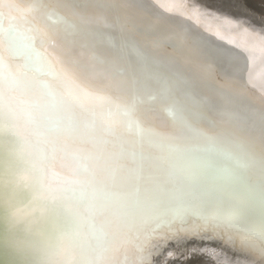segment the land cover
I'll return each mask as SVG.
<instances>
[{
	"label": "bare ground",
	"instance_id": "6f19581e",
	"mask_svg": "<svg viewBox=\"0 0 264 264\" xmlns=\"http://www.w3.org/2000/svg\"><path fill=\"white\" fill-rule=\"evenodd\" d=\"M3 11L17 31L15 52L0 38V264H264L243 225L190 214L130 229L115 206L166 180L177 152L238 161L259 181L264 0H3Z\"/></svg>",
	"mask_w": 264,
	"mask_h": 264
},
{
	"label": "snow or ice",
	"instance_id": "6c2138e0",
	"mask_svg": "<svg viewBox=\"0 0 264 264\" xmlns=\"http://www.w3.org/2000/svg\"><path fill=\"white\" fill-rule=\"evenodd\" d=\"M7 32L10 52L16 51V26L4 27L3 0H0V38ZM3 64L0 62V102H2ZM53 158L55 149L53 150ZM228 160L234 158L225 153ZM168 178L154 185L134 188L115 201L116 211L130 229L138 219L157 227L180 222L190 214L205 220L243 225L264 241V162L259 181L246 178L241 166H218L195 151L177 152L169 161ZM22 242L20 237H14Z\"/></svg>",
	"mask_w": 264,
	"mask_h": 264
}]
</instances>
